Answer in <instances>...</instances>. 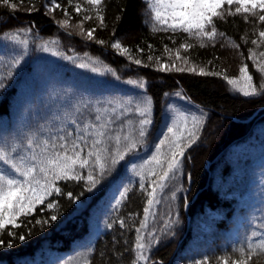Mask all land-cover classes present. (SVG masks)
<instances>
[{"label": "trees", "instance_id": "1", "mask_svg": "<svg viewBox=\"0 0 264 264\" xmlns=\"http://www.w3.org/2000/svg\"><path fill=\"white\" fill-rule=\"evenodd\" d=\"M51 2L24 0L21 5L13 0L17 10L0 5V149L15 147L13 155L27 156L32 152L31 140L39 153L45 140L58 141L67 132L73 133L69 139L75 138L81 129L74 120L81 127L111 120L113 135L135 134L141 117L131 105H126L128 111L118 107L128 100L150 98L152 123L135 155L126 157L95 189L88 190L89 171L98 172L90 161L88 167L78 169L83 179L57 180L54 188L60 189L59 194L53 191L31 214L21 216L20 227L8 225L5 233L15 235L0 237L12 245L0 246V264H137L138 235L149 257L138 264H223L224 260L232 264L240 258V249L247 253L249 244L264 240V94L245 97L224 79L242 83L239 69L247 65L253 83L264 82L256 68L264 63L259 55L264 52V38L259 37L264 24L254 23L251 17L246 22L243 14L215 19L217 36L214 41L205 39L200 47L183 32H153L146 0H103V26L95 11H85L91 7L85 0H72L71 5L56 0L61 7L48 13L46 5ZM30 5L37 10L29 12ZM84 15L92 18L83 20ZM62 20H68V27L60 25ZM82 20L83 33L75 28ZM92 28L95 39L87 37ZM17 33L28 40L27 51L6 38ZM115 41L130 51L112 48ZM45 43L49 51L40 47ZM184 43L193 47L185 51L180 47ZM166 46L172 51L165 52ZM177 49L197 71L158 68L165 58L175 57ZM81 63L86 67H79ZM200 68L221 75H199ZM129 80L143 81L145 87L127 91L121 84L128 85ZM180 99L184 109L171 111ZM96 115L101 116L100 122L95 121ZM178 115L187 116V129L193 128L196 118L198 140L186 147L183 157L177 156L180 164L164 187L154 183L160 173L155 162L145 166L141 180L140 165L157 154L165 134L169 139L160 146L162 160L185 129L181 120L179 128L167 132ZM87 139L90 142L91 137ZM109 146L115 150L114 141ZM153 168L156 176L149 174ZM0 171H8L2 162ZM125 187L129 191L121 198ZM49 202L53 208L47 207ZM52 214L57 215L56 221L49 220ZM37 220L48 223L37 224ZM141 223L146 226L137 233ZM249 264H264V254Z\"/></svg>", "mask_w": 264, "mask_h": 264}, {"label": "snow or ice", "instance_id": "2", "mask_svg": "<svg viewBox=\"0 0 264 264\" xmlns=\"http://www.w3.org/2000/svg\"><path fill=\"white\" fill-rule=\"evenodd\" d=\"M24 0H20L22 5ZM69 4H72V0H68ZM87 5L91 7L85 11L96 12V19L99 21L100 25L104 24V17L102 12L103 0H85ZM148 5V10L151 14L152 19V30L156 31H171L173 34L177 32H183L186 34V39L195 38L199 43L200 47L205 46V39L207 41H214L217 36V26L215 19L224 20L226 16H232L237 14H243L244 19L247 22L249 18H253L254 23L264 24V0H146ZM0 5L8 7L13 10H17V4L13 3V0H0ZM225 5L227 7L225 8ZM233 5L236 7L233 9ZM47 12L51 13L54 9H59L61 5L52 0L51 6H47ZM37 10L35 5H30L29 12ZM75 11L77 14L81 12V5L77 3L75 5ZM64 15L68 16L67 10H64ZM70 18V17H69ZM92 17L90 15H84L83 20H89ZM83 20L76 27L81 29L83 33ZM62 27H68V20H62L59 22ZM25 35H27L28 30H24ZM96 31L92 28L87 31V37L89 39H95L93 33ZM223 36L224 33H219ZM259 37L264 38V30L259 32ZM7 39H11L24 46L25 51H27L28 40L21 39L20 35L13 34L7 36ZM99 44H104L103 40H96ZM264 43V39L261 40ZM253 44H257V40L252 41ZM232 47H237L233 42L229 41ZM44 51H49L47 44L40 46ZM114 49H119L121 53H127L130 50L128 48L122 47L119 41H115L111 44ZM180 47L187 51L189 48L193 47L190 43L181 44ZM151 48V45H149ZM142 51V49L140 50ZM165 52H171L172 50L167 48L164 49ZM53 55H56L53 52ZM260 56L264 57V52L259 53ZM255 54L253 53L249 59H253ZM152 60V56L148 57ZM176 59L180 60L181 56L179 50L176 52ZM133 63L141 64V60L133 59ZM187 62V60H185ZM19 63V61H16ZM95 63V61L93 62ZM255 63V61H254ZM147 67L148 65H143ZM79 67H86L85 64L81 63ZM167 66L161 65L160 70H164ZM257 70L261 73V81H264V63L256 64ZM184 68H178L177 71H184ZM92 71H96L95 68ZM106 71L111 72L112 69L107 68ZM189 71H196L195 66ZM240 81L238 83L236 79L228 78L229 85L233 86L234 91H238L245 97L257 96L264 94V82L258 85L253 83V76L248 72V66L244 65L239 69ZM114 74V73H113ZM199 75H221L220 73L206 72L203 68H200L197 72ZM129 84H133L141 89L145 87L143 81H127ZM151 99L145 98L143 101L133 102L131 100L126 101L124 104L118 105V107L124 108L128 111L129 108L126 105H131L138 116L141 117L139 120V127L136 129L135 134L129 132L121 136L119 133L113 135L114 129H110L109 125L112 123L111 120L104 121L102 123H85L81 127L75 120L72 121L76 124L77 128H80V133L75 135V138L69 139L73 136L72 132H67L62 135L57 140L48 141L45 140L43 145L40 146L39 153L33 148L32 141L29 140L28 147L32 149L30 155L16 156L13 153L16 152V148L13 147L10 151L7 149H0V162L6 166L8 171H0V237L4 234L8 236L15 235L12 231H7L5 229L8 225L12 228L20 227L17 223L21 216H27L35 210L37 204H43L47 195L55 191L57 194L60 193L59 188H54V184L57 180L67 179H83L80 175L78 169H84L88 167L90 161H92V167L96 168L98 166V172L94 175L93 171H89L87 180L89 182L88 190L92 191L100 183L101 179L106 178L115 172L117 165L125 160L126 157L130 155H135L138 146H140L146 135L148 134V126L152 123L151 121ZM99 111V110H98ZM95 121L100 122L101 116L96 115ZM187 116L178 115L174 118L173 123L168 126L167 132L172 133L174 128L180 127V121L182 120L185 124V129H181L179 134L172 141L169 153L161 159L160 156V146L164 145L169 139L168 135L165 134L164 139L160 140L156 147V155H153L151 160L145 161L140 165V175L141 180H143V169L146 165L155 162L160 168V173L158 176V186L164 187L165 181L170 177V174L174 175L175 170L180 164V160L177 156L183 157L186 147H191L198 140L196 131L194 130L196 125L199 123L196 118H193V128L187 129ZM82 133V134H81ZM91 137V140L87 139ZM186 140V145L182 141ZM83 141V143H81ZM115 142V150L109 146V142ZM90 143V146H88ZM85 146H88L87 152L85 154ZM166 162V168L164 164ZM149 174L152 176L157 175L156 169H149ZM143 187V185H141ZM129 189L124 188L120 192L121 198H124ZM155 192V187L153 188V193ZM153 193H150L152 195ZM69 198L72 199L71 193L68 194ZM120 200L116 201L119 205ZM153 201L149 199L148 204L151 205ZM48 208H53V204L49 202L47 204ZM145 219H147L148 208H145ZM50 221H56L57 215L52 214L49 217ZM37 224L48 223V221H36ZM121 226H123V221H121ZM146 225L141 223L140 228L136 231L139 233L142 228ZM253 235H256L254 233ZM18 239L23 240L24 236H18ZM155 239V237L153 238ZM0 246L11 247V244L6 243L2 238H0ZM136 257L135 261H145L149 260V257L145 255V250L147 245L142 242V237L137 236L136 242ZM240 258L234 260L232 264H249L253 260V257H258L264 254V240L260 243L252 245L249 244L247 253L245 249H240ZM85 264H88L85 261ZM223 264H228L227 260L223 261Z\"/></svg>", "mask_w": 264, "mask_h": 264}, {"label": "rangeland", "instance_id": "3", "mask_svg": "<svg viewBox=\"0 0 264 264\" xmlns=\"http://www.w3.org/2000/svg\"><path fill=\"white\" fill-rule=\"evenodd\" d=\"M78 24L75 25V28L77 29L78 27H76ZM166 63H161L159 65V69L161 68V65H165L167 66L164 70L161 71H173V72H181V71H177L178 68H184V71H189V69H191V67H189V64L187 62H185V60L182 58L180 60L176 59L175 57H168L164 59ZM197 71V70H196ZM189 72H193V71H189ZM95 75V74H94ZM97 78V77H96ZM128 85L125 84H121L123 89H126L127 91H136L137 90V86L135 87V85L129 84ZM185 107V102L184 100L180 99L179 103L176 104L175 106L171 107V111H175V112H180L181 110H183ZM218 124H214V127H217Z\"/></svg>", "mask_w": 264, "mask_h": 264}]
</instances>
